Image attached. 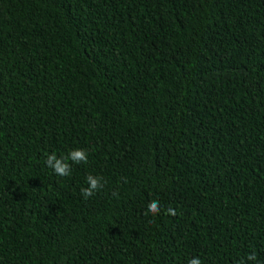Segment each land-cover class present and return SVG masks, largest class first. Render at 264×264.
<instances>
[{
    "label": "trees",
    "instance_id": "16d2710c",
    "mask_svg": "<svg viewBox=\"0 0 264 264\" xmlns=\"http://www.w3.org/2000/svg\"><path fill=\"white\" fill-rule=\"evenodd\" d=\"M193 257L264 264V0H0V264Z\"/></svg>",
    "mask_w": 264,
    "mask_h": 264
},
{
    "label": "clouds",
    "instance_id": "9594fccd",
    "mask_svg": "<svg viewBox=\"0 0 264 264\" xmlns=\"http://www.w3.org/2000/svg\"><path fill=\"white\" fill-rule=\"evenodd\" d=\"M71 162V163H69ZM88 154L82 149L71 150L66 156L58 157L55 153L46 155L45 164L52 172L59 177H68L71 175L72 164H87ZM87 187L81 189V196L87 200L96 195L103 187V178L100 176L88 175L86 177ZM160 205L158 200H153L147 207L146 215L150 214L156 216L159 214ZM165 214L175 216L176 211L172 208L166 209ZM256 253L252 252L246 257V261L255 262ZM188 264H202L199 257H193L188 261ZM241 264H246L245 261H241Z\"/></svg>",
    "mask_w": 264,
    "mask_h": 264
}]
</instances>
